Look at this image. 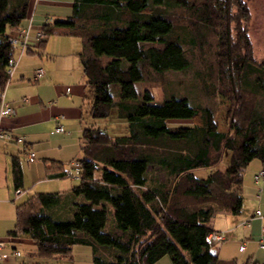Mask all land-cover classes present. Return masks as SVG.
Wrapping results in <instances>:
<instances>
[{
  "label": "trees",
  "instance_id": "trees-1",
  "mask_svg": "<svg viewBox=\"0 0 264 264\" xmlns=\"http://www.w3.org/2000/svg\"><path fill=\"white\" fill-rule=\"evenodd\" d=\"M168 1L74 0L71 16L44 25L46 38H82L90 115L123 121L126 134L84 128L79 184L66 193H36L18 205L9 236L27 235L33 241L21 264H58L50 261L69 258L77 244L93 246L91 264H154L164 256L172 264H238L212 253L207 238L215 215L241 212L250 163L257 159L264 169V64H253L251 42L240 24L250 17L242 0H175V6L207 25L215 27L216 19L225 24L218 73L236 90L228 95L235 103L233 120L228 131H221L214 111L189 95L170 94L157 101L149 89L140 92L137 85L152 74L191 66L186 36L180 39L162 8ZM233 6L242 14L235 40ZM29 12L30 0H0V92L12 79L8 68L16 57L10 41L16 34L10 30L22 28ZM176 120L192 123H170ZM227 151L231 161L226 170L218 169ZM152 168L164 171L166 180L151 177ZM202 168L210 171L208 176L196 175ZM69 173L62 169L49 175ZM13 177L15 187L22 188L18 159Z\"/></svg>",
  "mask_w": 264,
  "mask_h": 264
},
{
  "label": "crops",
  "instance_id": "crops-1",
  "mask_svg": "<svg viewBox=\"0 0 264 264\" xmlns=\"http://www.w3.org/2000/svg\"><path fill=\"white\" fill-rule=\"evenodd\" d=\"M37 3L57 10L61 7L73 10L74 0H30L29 16L22 23V27L32 22L33 35L44 28L45 24H52L56 20H64L72 15L66 18H59L56 15L41 18L36 14ZM10 33L16 34L17 30L12 29ZM53 36L61 39L52 41ZM54 45L60 48L59 52H55ZM82 50L83 40L78 36L56 34L48 36L43 42H38L34 38L29 48L19 58L14 75L6 88L5 101L16 109V113L1 118L0 125L3 130L15 137H25L28 149L35 152L36 159L28 160L23 144L0 140V239L7 243L2 251L18 249L23 253L21 257H10L0 264H21L26 255V247L28 249L33 247V241L27 235L18 238L9 236L16 225L18 205L39 192L66 193L74 187L72 180L74 177L69 175L52 177L49 174L62 169L69 172L72 162L84 156L82 133L84 128L92 124L88 121L94 120L90 115L91 102L88 99L87 81L78 77L77 82L66 85L61 84L60 78L56 77V66L71 65L75 62L73 58L75 55L79 58L83 70L80 57ZM19 53L20 48L16 47L15 56L18 57ZM62 56H65L64 61L57 63ZM39 68L44 69L45 75L34 81L35 72ZM28 80L34 82L35 86L30 85ZM21 88L27 89L25 95L19 92ZM59 119L66 129L64 133L55 132ZM113 119L118 120L114 117ZM14 159L19 160L23 172L20 194L16 193L18 189L14 183ZM262 168L259 160H253L244 172L243 185L249 187V183L254 182V174ZM32 189L36 192L30 196ZM262 193L261 199L258 198L260 205L256 209H244L242 189L241 212L219 213L210 221L209 224L214 231L225 235L221 247L216 250L222 260H235L238 264H251L256 261L264 263V219L256 216L258 209L264 215V191ZM242 245L245 246L244 250H241ZM164 258L166 257H162L158 262L163 260L162 264H169L170 260ZM158 262L154 264H159Z\"/></svg>",
  "mask_w": 264,
  "mask_h": 264
},
{
  "label": "rangeland",
  "instance_id": "rangeland-1",
  "mask_svg": "<svg viewBox=\"0 0 264 264\" xmlns=\"http://www.w3.org/2000/svg\"><path fill=\"white\" fill-rule=\"evenodd\" d=\"M196 1V0H195ZM249 10V20H241L242 14L239 12L236 6L232 7V12L235 16V20L231 24L232 33L234 40L238 35V20L240 19V24L242 28H246L248 33L254 62L256 66L264 64V0H242ZM171 2V1H170ZM175 0L171 3L164 5L162 8L168 13L174 20V24L177 28V32L180 35V39L185 38L184 48L191 60V66L185 71H168L160 75L152 74L151 77L147 79L144 83H139L137 88L140 92L145 89H149L153 92L155 99L157 101H162L165 95L177 94V95H189L192 101L198 105L208 106L215 113V121L218 125L219 130L228 131L230 122L233 120V111L235 103L228 98V95H236V90L234 85L229 79H222V76L218 73L219 62L221 61V56L219 55L221 50L219 38L225 32V24H221V21L215 20V27L207 25L204 22L199 21V19L193 15L189 10L177 7L174 5ZM72 8L61 7L57 10L54 7H46L36 4V14L41 18L44 16L56 15L59 18H66L68 15L72 14ZM187 34V35H186ZM61 39V37H54L52 41ZM193 42V43H191ZM236 53H241L237 44H233ZM62 48V47H61ZM55 52H59L60 48L58 46H53ZM50 51V50H49ZM243 52V51H242ZM244 53V52H243ZM45 58V57H44ZM75 62L71 65H60L56 66V77L59 79L61 84L70 85L73 82L79 80L81 77L87 81L82 67L79 64V58L73 56ZM47 59V58H45ZM65 56L59 58L57 63L64 61ZM46 61V60H44ZM221 69V68H220ZM30 85H34L31 80H28ZM18 91V90H17ZM15 91V92H17ZM30 91V90H28ZM21 94H26L27 89L21 88L19 90ZM240 93V92H239ZM242 94L248 95L246 91H242ZM250 95H260L258 92ZM263 95V94H262ZM90 126L99 127L102 129H107L113 136L126 134V125L123 121L116 120L112 118L107 119H94L88 121ZM173 125L178 124H191L190 120H176L170 122ZM232 158V152L227 151L223 162L218 165V169L226 170L229 162ZM208 169H197L195 173L198 177H206L209 174ZM151 177L164 181L167 176L164 171L158 168H152L150 170ZM73 186L79 184L78 178H72ZM71 180V181H72ZM254 180V178H253ZM75 182V183H74ZM35 190L32 189L30 196L35 194ZM244 194V209H256L259 203L258 199V187L253 182L249 183V187L243 185ZM263 195V193H262ZM261 195V196H262ZM29 196H26V198ZM23 200V199H22ZM112 222L109 223V227L106 228L110 231ZM100 251H103V246H98ZM29 250L27 247L25 251ZM94 248L91 245L77 244L73 247L71 256L67 259H58L56 261H50L58 264H91L93 259ZM171 259L169 256H164ZM28 262V259L26 260ZM163 260L157 261L162 264Z\"/></svg>",
  "mask_w": 264,
  "mask_h": 264
},
{
  "label": "built area",
  "instance_id": "built-area-1",
  "mask_svg": "<svg viewBox=\"0 0 264 264\" xmlns=\"http://www.w3.org/2000/svg\"><path fill=\"white\" fill-rule=\"evenodd\" d=\"M32 32H33V25H32V22H30L28 26L18 29L16 35L10 38V41L12 42V44L20 48L19 56L14 57L13 59L10 60V66L8 68V74L10 75V77H12L15 72L19 58L31 45L32 39L35 38L38 42H42L46 38L43 28L36 31L35 35H33ZM44 75H45L44 69L39 68L35 72V76L33 80L34 81L39 80ZM0 97L2 100L1 105H0V119L6 116L14 115L16 113V109L4 100L5 92H0ZM55 132L56 133L66 132V129L64 125L60 122V119L57 121ZM0 140L15 141L17 143L23 144V148L25 152H27L28 160L34 161L36 159L35 152L28 149L29 147H28L27 142L25 141V137H22V136L15 137L11 133H8L7 131L3 130L1 125H0ZM71 167L72 168L70 169L69 175H71L74 178L79 179L81 175L80 162L78 160L73 161ZM254 182L258 187V198L261 199V194L264 191V169H261L254 174ZM21 192H22L21 189H18L16 193L20 194ZM256 216L261 219H264V215L260 209L256 211ZM207 240L211 244L213 250H217L218 248L221 247L222 242L225 240V235L221 232L213 231L208 235ZM6 244L7 243L4 239H0V250L1 251L6 248ZM244 249H245V246L242 245L241 250H244ZM21 256H23V253L18 249H13L10 252L2 251L0 252V263L2 261L9 259L10 257H21Z\"/></svg>",
  "mask_w": 264,
  "mask_h": 264
},
{
  "label": "water",
  "instance_id": "water-1",
  "mask_svg": "<svg viewBox=\"0 0 264 264\" xmlns=\"http://www.w3.org/2000/svg\"><path fill=\"white\" fill-rule=\"evenodd\" d=\"M212 253L217 254L216 250H212Z\"/></svg>",
  "mask_w": 264,
  "mask_h": 264
}]
</instances>
